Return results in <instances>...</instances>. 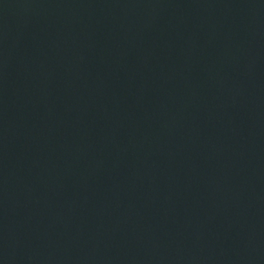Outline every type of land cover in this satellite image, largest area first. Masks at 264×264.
Listing matches in <instances>:
<instances>
[{"label": "water", "instance_id": "1", "mask_svg": "<svg viewBox=\"0 0 264 264\" xmlns=\"http://www.w3.org/2000/svg\"><path fill=\"white\" fill-rule=\"evenodd\" d=\"M0 264H264V0H0Z\"/></svg>", "mask_w": 264, "mask_h": 264}]
</instances>
